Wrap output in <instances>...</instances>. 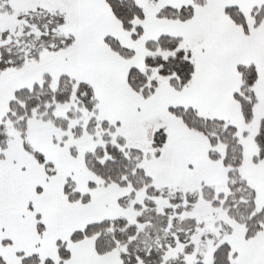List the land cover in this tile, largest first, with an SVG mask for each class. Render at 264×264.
<instances>
[{
	"label": "snow or ice",
	"instance_id": "1",
	"mask_svg": "<svg viewBox=\"0 0 264 264\" xmlns=\"http://www.w3.org/2000/svg\"><path fill=\"white\" fill-rule=\"evenodd\" d=\"M0 264H264V0H0Z\"/></svg>",
	"mask_w": 264,
	"mask_h": 264
}]
</instances>
